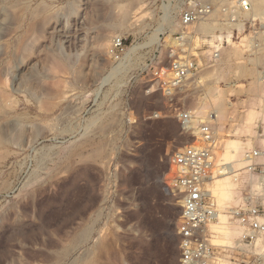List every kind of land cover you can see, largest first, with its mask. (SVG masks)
Masks as SVG:
<instances>
[{
    "label": "rangeland",
    "instance_id": "rangeland-1",
    "mask_svg": "<svg viewBox=\"0 0 264 264\" xmlns=\"http://www.w3.org/2000/svg\"><path fill=\"white\" fill-rule=\"evenodd\" d=\"M250 1L231 22L230 0H0V264H179L170 159L199 123L172 108L215 115V167L234 171L218 209L264 207V0ZM178 58L196 72L170 102L153 86ZM210 230L220 264L264 255L263 236L240 257L224 216Z\"/></svg>",
    "mask_w": 264,
    "mask_h": 264
},
{
    "label": "built area",
    "instance_id": "built-area-1",
    "mask_svg": "<svg viewBox=\"0 0 264 264\" xmlns=\"http://www.w3.org/2000/svg\"><path fill=\"white\" fill-rule=\"evenodd\" d=\"M249 0H230L223 12L234 22V16L250 11ZM209 10L198 8L187 10L181 17L182 28H186L203 19ZM112 56L122 55L125 44L121 38H114L110 45ZM216 57V56H214ZM196 72L194 61L189 59H173L168 68H160L155 80L156 89L172 102L177 92L184 86L190 76ZM174 115L184 128L194 125L196 117L190 112L172 108ZM214 114L206 117L198 127V134L192 144L178 149L170 159L175 169V187L182 195V208L177 228L179 264H220L224 252L213 244V233L210 227L219 223L220 216L226 217L230 225L239 228L240 246L235 249L240 257L245 255V248L264 236V207L259 208L247 201L236 208L220 211L215 197L209 190L217 175L226 173L224 167L216 169L215 153L220 147L219 138L213 129ZM261 156L257 150L245 151L244 162L248 172L257 170L256 160ZM231 264H264V255L246 260H233Z\"/></svg>",
    "mask_w": 264,
    "mask_h": 264
},
{
    "label": "bare ground",
    "instance_id": "bare-ground-1",
    "mask_svg": "<svg viewBox=\"0 0 264 264\" xmlns=\"http://www.w3.org/2000/svg\"><path fill=\"white\" fill-rule=\"evenodd\" d=\"M249 3H250V6H252V4H251V1L249 0ZM260 3H261V0H257V7L260 5ZM228 5H230V2H229V4ZM250 10H251V7H250ZM248 13V12H247ZM246 13V14H247ZM252 16H255V14H254V12L252 13ZM234 21L236 20L235 18L233 19ZM230 21H232L231 19H230ZM189 27V26H188ZM188 27H186V28H182L183 30H182V32H181V38H182V36L184 37L185 36V31H186V29L188 28ZM133 50H134V48L133 47H130L127 51H126V53H125V57L127 58L128 56H131L130 54L133 52ZM156 86V84H154V86H153V88ZM205 118H196V121L195 122H197V123H199V124H201V122L204 120ZM214 119H215V117L213 116V120L212 121H214ZM199 127V126H198ZM188 143V142H187ZM191 142H189V144H190ZM193 143V142H192ZM178 144H181V142L180 143H178ZM227 168V167H226ZM226 168H224L225 169V172L226 173H222L220 176L221 177H218V178H216V179H214V188H213V192H211V193H216L215 195H217V196H219V197H221L222 198V200H223V196H224V194L226 195V189L225 188H227V187H229V179H230V176L232 175L231 173L233 172L234 173V171H230V170H226ZM233 176V175H232ZM213 182V181H212ZM225 192V193H224ZM224 193V194H223ZM218 197V199H220ZM174 199H173V201L174 202H176L175 203V206H179L180 205V203H181V198H182V195L180 194V193H178V194H176L175 195V197H173ZM225 199V198H224ZM220 201H221V199H220ZM215 245H217V246H225V242L224 241H221V240H214V241H212Z\"/></svg>",
    "mask_w": 264,
    "mask_h": 264
}]
</instances>
